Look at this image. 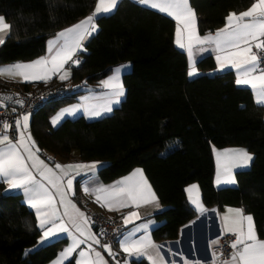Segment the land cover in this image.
Returning a JSON list of instances; mask_svg holds the SVG:
<instances>
[{"label": "trees", "instance_id": "16d2710c", "mask_svg": "<svg viewBox=\"0 0 264 264\" xmlns=\"http://www.w3.org/2000/svg\"><path fill=\"white\" fill-rule=\"evenodd\" d=\"M253 0H190L200 34H212L229 13ZM96 0H0V15L11 26L0 45V63L34 59L59 29L90 14ZM97 31L69 64L67 97L32 115L31 133L41 152L60 160L102 161L98 176L110 182L135 167L143 169L164 208L162 223L152 230L157 241L174 240L196 211L185 187L197 182L206 206H240L264 235V108L247 87L237 86L232 70L216 71L211 56L197 60L198 75L189 77L186 53L174 44V21L133 0L95 20ZM122 64L125 97L112 113L95 119L80 115L57 126L51 116ZM82 84V85H80ZM29 86L27 83L24 87ZM243 147L253 155L250 166L236 172L237 183L213 184L214 149ZM34 212L18 193L0 181V264H47L62 249V240L39 244ZM135 264H147L143 260ZM65 264H76L74 258Z\"/></svg>", "mask_w": 264, "mask_h": 264}, {"label": "snow or ice", "instance_id": "6c2138e0", "mask_svg": "<svg viewBox=\"0 0 264 264\" xmlns=\"http://www.w3.org/2000/svg\"><path fill=\"white\" fill-rule=\"evenodd\" d=\"M135 2L149 6L152 9H156L161 13H166L169 16L174 17L178 22L183 18L185 30L188 32L189 44L187 46L189 59L191 61L192 52V42L194 41L198 45L209 44L215 45V50L225 53V58L228 59L231 67L236 69V81L238 86H249L251 87L253 93L257 96V103H264V71H261L260 75H255L257 71V66L260 60L255 54H252V43L259 41L255 44L257 49H264V0H255L252 5L243 12L239 14L229 13L225 18L226 23L224 28L217 30L215 36L208 35L203 38L195 34L194 30L189 27V21L194 24V13L189 7L188 0H135ZM119 0H97L94 11L85 17V19L79 21L77 24L70 28H67L59 33L53 40L48 41L49 54L55 52V56L51 57V61L46 60L45 57H41L36 61L29 63H14L11 65L0 66V76L8 75L10 79H15L17 76L21 77V82H28L30 80H47L50 78L48 73H56L64 68L65 64L71 62V64L78 65L80 61L73 58V54L77 52L81 46L82 42L86 40L89 36L97 31V25L95 20L101 16L108 15L112 13ZM11 26L4 21L3 17H0V45L5 42L8 34L10 33ZM176 44L184 49L186 46L181 41V29L177 27V39ZM204 50V49H201ZM239 59L240 62H236ZM216 60L218 62L219 68L224 69L226 64L221 62L222 58L217 55ZM49 62L51 67H48ZM36 66H42L41 71L43 74L30 73L26 70L33 69ZM129 65H121L116 69L112 70L113 75L108 77V79L101 81V85L105 88L111 90V98L101 106L99 109L92 107L90 109H85L90 117H99L103 113L111 112L113 110V105L119 104L121 98L124 96V89L121 82H119V77L121 73L126 70ZM70 75V72H65L64 75L60 76L61 80H65ZM189 77L198 75L195 68L190 64V70L188 72ZM5 99H11V97H0V106L4 105ZM15 103L23 104V101L16 100ZM79 105H74L66 109H62L57 115L51 118V123L53 126L58 125L65 115H73L76 113ZM15 109H13L14 111ZM28 116H24L23 130L20 131V139L13 143L7 135V130L10 128L8 123L3 124L4 132L0 133V179H5L8 182L9 189H20L24 190L25 196L28 199V203L31 207L36 209L37 218L40 223L41 229L45 228V225H50L41 237L40 243L47 242L48 239L56 238L61 233L67 232L72 236V244L60 253V257H69L76 248L85 242V239H92L94 243L99 244L100 241L94 236L89 235L85 237L84 231L81 230L80 222L85 225L88 223V218L84 216L83 213L76 209L71 201L65 200L67 192L63 186L64 177L68 176V170L78 169L82 171L94 172L98 165L102 162H93L92 164H69L60 165L56 164L55 168L62 171L63 175L57 176L56 173L48 168L39 157L35 155L32 149L35 147L34 141H31V136L25 137L24 132L27 131V121ZM15 126L20 129V120L15 121ZM31 142V143H29ZM23 150V152L21 151ZM38 151V150H37ZM232 151L238 155L240 159L239 167L248 166L249 162L252 160V156L249 155L245 150H226ZM26 154V155H25ZM219 160V156L217 157ZM27 161H32L31 167L40 170V176L48 181L50 185L56 190L55 194L49 192L48 188L45 187L40 181H38L29 169ZM141 174L140 169H136L133 176ZM130 177H125L121 181L115 182L114 185L94 189L96 193H104L105 201L107 203L101 204L102 207H107L109 203L118 204L119 207H127V201H135L138 197L142 195V190L138 185H130L127 187H119L125 184ZM225 183L234 184L236 181L234 178H230ZM217 185L221 183L219 176L216 180ZM147 185V182L144 181ZM68 189H71L72 180L67 182ZM197 185H191L187 192H189V199L193 204H196L199 208L200 205L196 199H193L191 193L194 189H197ZM88 192L89 189L85 188ZM143 191H147L152 200H155V195L151 193L150 187H146ZM54 195L60 197V205L65 208L63 213L64 216H68L73 227L79 232L80 237H85V239H80L79 237L73 236L70 230L65 226L62 217L58 215V210L55 204ZM97 202H100V196H96ZM150 201L144 200V203H149ZM75 209L77 215L73 216L68 212V206ZM41 206L50 211L46 212L44 216L41 215ZM113 210V209H110ZM229 211H234L240 216V228L237 231L236 228L227 229L228 231L234 232L237 235V239L232 243V248L235 251L232 254L231 262H225V264H264V241L257 239L254 231V226L252 224L251 216H243L241 209H230ZM134 219H139L136 212H129L127 216L124 217V224L127 225L131 223ZM60 220V224L57 221ZM247 221V231H244L243 222ZM148 224H140L134 227L133 232L129 234L132 236L135 232H139L141 229L147 231ZM215 243V242H214ZM121 248L124 251H131L136 255H144L149 247L156 248V245L151 244L148 237L142 236L139 239H129L125 238L120 242ZM91 247V246H89ZM105 250L109 252L111 249L108 245H102ZM79 255L83 257L85 255L84 251H80ZM95 255L100 257V253L96 252ZM151 259V257H149ZM160 259H163L160 257ZM58 264H62L59 261ZM80 264V261H77ZM156 264V261H153Z\"/></svg>", "mask_w": 264, "mask_h": 264}, {"label": "crops", "instance_id": "0c3cea01", "mask_svg": "<svg viewBox=\"0 0 264 264\" xmlns=\"http://www.w3.org/2000/svg\"><path fill=\"white\" fill-rule=\"evenodd\" d=\"M133 1H135V0H133ZM254 2H255V0L252 1V3H254ZM96 3H97V0H96ZM96 3L94 5L92 12L95 9ZM252 3H251V5H252ZM188 4H189V7L191 8L192 12L194 13V10L191 7L190 0H188ZM139 5H141V4H139ZM141 6L152 9L149 6H144V5H141ZM250 6H248L246 9H244L240 12L246 11ZM152 10L158 11L156 9H152ZM158 12H160V11H158ZM240 12H238L236 14H239ZM90 14H88V15H90ZM162 14L171 18L175 23L174 37H173L174 44L176 45V47L178 49H180L186 53V55L188 57L189 70H190V64H191V66L194 67L195 71L197 72L196 66H195L197 60H199L200 58L205 57V56H211L214 59L216 71L217 70L218 71L232 70L235 74V81H236V78H237L236 69L231 67V65L228 62V59L225 58V53H223V52L218 53L215 50V45L210 46L207 43L203 44V45H198L193 41L192 42L193 56H192V59L190 61L189 55H188V49H187V46L189 44V39H188V32L185 30L184 19L182 18L178 22L174 17L169 16L166 13H162ZM88 15L82 17L78 21H76V22H74V23H72L66 27L59 29L52 36H50L46 40L45 51L42 55H40L34 59L17 61V62L29 63L32 61H36L41 57H45L46 60L51 61V57L55 56V52H52L51 54H49L48 41L53 40L56 37L57 33L65 30L67 28L72 27L73 25L77 24L79 21L85 19V17H87ZM0 17H2V16H0ZM4 21H5V19H4ZM225 23H226V20H225ZM225 23L220 29L224 28ZM178 24H179V27L181 29V41L186 46L184 49H181L176 44ZM189 27L192 28L194 30L195 34L201 38L208 36V35L215 36V34L217 32L216 31L212 34H200L198 31V28H197V17H196L195 13H194V24H192V22L189 21ZM89 37L82 42L81 48L73 54L74 59L77 55H79L82 52V50L84 49V45L87 42V40L89 39ZM256 43H259V41L252 43V54H255L253 50H254ZM201 49H204V50H201ZM217 55H220L222 58L221 62L226 64V67L224 69L219 68L218 62L216 60ZM17 62L0 63V66L11 65V64H14ZM236 62H240L239 59H237ZM70 63L71 62L65 64L64 68L61 69L59 72L48 73V75L50 76V78L48 80L55 78L56 80L60 81L61 75H64L66 71L70 72V69H69ZM122 65H129V67L126 70H124L119 77V82H121L123 85L122 76L124 73L130 71L131 65L130 64H122ZM119 66H121V65H119ZM119 66H117V67H119ZM48 67H51L50 62L48 64ZM117 67H115L114 69H116ZM41 68H42V66H36L35 68L29 69L26 71H28L30 73H35V74H43V72L41 71ZM261 71H264V64L262 65V64L258 63L257 71L255 72V75H260ZM112 75H113V71L108 76H106L102 81L108 79V77H110ZM69 76H68V78H69ZM0 79L3 82H15L21 86H23L26 83L29 86H32V85H36V83H38V82L44 81V80H30L28 82H21V79H22L21 77L17 76L15 79H10L8 77V75H6V74L3 76H0ZM240 87L249 88L256 104H258L264 108V103H257L258 98L253 93L251 87L243 86V85H241ZM123 89H124V96L121 98V101L125 97V91L126 90H125L124 85H123ZM110 98H111V90L109 88L103 87L102 85H100V87H98L96 89H89V90L86 89L82 94L77 95L76 98L74 99V101H72V102H70L64 106L59 107L54 112V114L51 116V118L54 117L55 115H57V113H59L62 109H66V108H69V107L74 106V105H79L81 107L78 108V110L76 111L75 114L65 115L63 117V119L75 118V117H78L80 115L84 116L86 119L98 118V117H90L87 114V112L85 111V109H90L92 107H96L99 109ZM119 104L113 105V110L116 107H118ZM112 111L103 113L101 116L108 115V114L112 113ZM22 115L19 118L20 129H17L16 137L14 140H12L13 143H15L17 140L20 139V131L23 130L24 120H23ZM32 116L33 115L31 114L30 121H27L28 127H27V131L24 132V135H25V137H27L28 135L31 136V141H34V144H35V147L32 149V151L35 153L36 156L39 157V160H42L44 162V164L47 165L48 168H51L56 173L57 176H61V175H63V173L61 170L55 168L56 164H60V165H69V164H72V165H75V164L88 165V164H92L93 162H102V161H98V160L81 161L78 159L60 160V159H57L53 156H50L48 153L44 154L43 152H41L39 150V148L35 142V139L33 138L32 133H31ZM101 116H99V117H101ZM62 120H61V122H62ZM29 143H31V142H29ZM239 149L245 150L249 155L252 156V160H253V155L243 147H225V148H221V149H214L213 154H214V161H215V171H214L213 184L216 188L226 187L228 185H235L237 183L236 172H238L239 170L246 169L250 166L252 160L249 162L248 166L239 167L238 165L240 164V159H239L238 155H236L232 151H226V150H239ZM21 151L23 152L22 149H21ZM218 156H219V160L217 159ZM27 163L29 165L30 171L32 172V175L38 181H40L42 184H44L45 187L48 188L49 192L55 194L56 190L52 187V185H50L46 179H44L43 177L40 176V174H39L40 170L37 168L31 167L32 161H27ZM103 164H104V162H102L101 165H98L94 172L82 171V170H78V169L68 170V172H69L68 176L64 177V179H63V186H64L65 191L67 192V196L65 198L66 202L71 201V204H74L76 206V209H79V212L83 213L84 216L88 218V223L86 225L83 222H80L81 230L84 231L85 237H88L89 235H91V236H94L96 239H98L100 241L99 244L94 243V241L92 239H85V237H80L79 232H77L76 228L72 226V224L69 220V217L63 215L65 208L63 206H61L59 203L60 197L54 195V200H55V204H56V207L58 210V215H60L62 217V220L65 223V226L70 230V232L73 234V236L79 237L80 239H85V242L80 244L76 248V250L67 258L60 257V253L72 244V242H73L72 236H70L67 232H65V233L59 234V236L56 238L48 239L47 242H45V243H40L41 237L44 236L45 231L47 230L48 227H50V225L46 224L45 228L41 229L39 226L40 221L37 218L36 209L31 207L30 204L28 203V199L25 196L24 190L22 188H20V189H9V185H8L7 180L0 179V181L5 183L6 190L8 192L20 194L25 205L34 212V214L36 216L38 227L40 228V237H39V244L40 245L46 244L49 242H53L56 240H62L63 241L62 249L60 250V252L57 254V256L55 258H53L47 264H58L59 261H62V264H65L67 261H69L72 258L75 259L76 264H77V261H80V264H135L134 260L138 261L139 259L145 261L147 264H153V261H156V264H225V262H231V257H232L233 252L235 251V249L228 259H226L223 262L215 263L213 261L214 258L217 256V252H216L215 248L218 245L219 239L222 235L234 233V232L228 231L227 229L236 228L237 231H239L240 216L234 211H229L230 209H232V210L241 209L243 216H251L252 217V215L245 212L242 207H240V206L219 207L216 205L215 206H206L202 200V193H201V188H200L199 184L197 182H190L186 185L185 192H186L188 201L190 202V204L192 205V207L196 211L195 216L190 221H188L187 223H185L184 225H182L180 227L178 235L174 240L157 241L154 239V237L152 235V230L162 223V220L157 217V214L164 208V205H161V203L158 199V196H157L153 186L151 185L150 181L148 180V178L144 174L143 169L140 167H135L131 171H129L128 173L120 176L119 178H116L113 181L103 182L98 176V170ZM136 169H140L141 174H137V175L133 176L132 174L134 173V171ZM218 176H219V179L221 180V183L219 185H217V183H216ZM125 177H130V179L128 181H126L125 184H122L119 187L123 188V187H127L130 185H138V187L142 190V195L140 197H138L135 201H131V200L127 201V204H128L127 207H119V205L115 204V203H109L107 207H102L101 204L107 203V201H105V194L104 193H96L93 190L96 188H99L100 186L108 187V186L114 185L115 182L121 181ZM230 178H234V180L236 182L234 184L224 182ZM68 180H72V186H71L70 190L68 189V186H67ZM144 181L147 182V185L144 184ZM191 185H197L198 186L197 189H194L192 191L191 195H192L193 199H196L198 201V203L200 205L199 208L197 207L196 204L192 203V201L189 199V192L186 191V189H188ZM146 187H150L151 193H153L155 195V200H152L151 195L147 191H143ZM85 188L89 189V191L86 192ZM97 195L100 196V202H97V199H96ZM144 200H148L150 202L144 203ZM87 208H92L93 210H95L97 212H101L110 218H114L115 220H118V222L125 227L126 232L117 241V243L115 245V254H116L115 259L113 258L112 255L109 254V252L107 250H105V248L102 247V245H107V244H105L101 241L100 233L92 225V223L89 219V216L87 214ZM110 209H113V210H110ZM48 211H50V210L41 206L42 217ZM68 212L73 216L77 215V213L75 212V209L71 208L70 205L68 206ZM129 212H136L139 216V219H134L131 223L125 225L124 224V217L127 216V214ZM57 224L58 225L60 224V220L57 221ZM140 224H148L147 231H145V229H141L139 232H135L132 236H129V234L133 232L134 227L137 225H140ZM252 224L254 226V231H255V235H256L257 239L260 241H264V235L260 236L258 234V231H257L253 217H252ZM243 228H244V231L246 232L247 231V221L243 222ZM145 235L148 237V240L151 241V244L157 246L156 248L149 247L147 249L146 254L138 256L131 251H124V249L121 248L120 242L122 240H125L126 237L129 239H139L140 237L145 236ZM89 246H91V247H89ZM109 248L111 249L110 246H109ZM80 251L85 252V255L83 257H81L79 255ZM96 252L100 253V257H97L95 255ZM111 253H112V249H111ZM149 257H151V259H149ZM160 257H162L163 259H160Z\"/></svg>", "mask_w": 264, "mask_h": 264}, {"label": "built area", "instance_id": "2783aa9c", "mask_svg": "<svg viewBox=\"0 0 264 264\" xmlns=\"http://www.w3.org/2000/svg\"><path fill=\"white\" fill-rule=\"evenodd\" d=\"M253 51L260 57L259 63L263 65L264 49L254 47ZM75 59L81 61L82 56L79 54ZM69 93V86L62 83L24 87L15 82H3L0 79V97H11L10 100H4L5 106H0V133L4 132L3 124L8 123L10 128L7 130V135L10 140H14L17 133L15 121L19 120L22 114H33L46 104L67 97ZM16 100L23 101V104L15 103ZM13 109L15 110L13 111ZM87 214L94 228L100 233L101 241L111 247L112 256L115 259V245L126 232L125 227L118 220L92 208H87ZM236 239L235 233L224 234L220 237L215 248L217 252V256L213 260L215 263L223 262L230 257L234 251L231 245Z\"/></svg>", "mask_w": 264, "mask_h": 264}, {"label": "rangeland", "instance_id": "374dc122", "mask_svg": "<svg viewBox=\"0 0 264 264\" xmlns=\"http://www.w3.org/2000/svg\"><path fill=\"white\" fill-rule=\"evenodd\" d=\"M0 16H2V15H0ZM22 116H23V117H24V116H28V118H29L28 121H30V119H31V117H30L31 114H30V113H25V114H23ZM56 126H57V125H56ZM228 186H232V185H228Z\"/></svg>", "mask_w": 264, "mask_h": 264}]
</instances>
